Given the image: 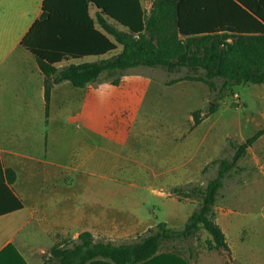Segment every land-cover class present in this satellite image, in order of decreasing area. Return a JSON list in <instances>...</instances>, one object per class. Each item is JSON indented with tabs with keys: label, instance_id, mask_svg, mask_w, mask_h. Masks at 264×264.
<instances>
[{
	"label": "crops",
	"instance_id": "obj_1",
	"mask_svg": "<svg viewBox=\"0 0 264 264\" xmlns=\"http://www.w3.org/2000/svg\"><path fill=\"white\" fill-rule=\"evenodd\" d=\"M44 1L0 0V264H46L53 248L70 246L86 232L96 243H115L96 237L95 230L101 235L107 229L101 219L105 212L83 202L88 199L85 185L90 182L91 149L106 153L108 144L128 147L134 143L140 131L149 130L140 128L144 104L162 103L172 90L185 92L188 82L170 84L162 69L164 78L159 73L127 74L117 86L97 83L81 89L65 82L52 88L47 103L46 76L37 57L22 46L43 16ZM52 5L71 8L75 1L53 0ZM89 8L90 18L96 20V9L92 4ZM63 22L68 21L54 22L56 34L69 30ZM97 60H64L56 67ZM169 120L170 116L154 133L162 135V165L168 173L172 136L186 150L190 147V157L202 145L195 137L198 128L190 133L172 129ZM9 171L15 174L13 182ZM242 194L220 192L215 207L214 220L226 237L228 251L210 248L212 237L201 230L195 238L203 234V245L178 252L162 247L142 264H264V211L239 206ZM78 228L83 232L76 237ZM60 235L65 239L62 243Z\"/></svg>",
	"mask_w": 264,
	"mask_h": 264
},
{
	"label": "trees",
	"instance_id": "obj_2",
	"mask_svg": "<svg viewBox=\"0 0 264 264\" xmlns=\"http://www.w3.org/2000/svg\"><path fill=\"white\" fill-rule=\"evenodd\" d=\"M74 1L67 8L45 0L41 20L22 42L46 76L47 103L52 88L65 82L81 89L97 83L117 86L138 68L162 69L171 76L186 69L189 74L170 84L205 85L211 97L208 118L216 113L215 103L236 88L264 85V0H154L149 14L141 0ZM89 4L96 9V20L90 18ZM56 19L68 21L63 23L69 30L56 34ZM118 47L121 52L114 54ZM85 58L98 60L56 67L64 60ZM200 114L193 115L195 126L203 121ZM262 137L264 127L241 144L231 159L218 162L216 177L203 191L193 189L202 202L182 230L159 223L137 240L120 245L96 243L86 232L70 246L53 248L46 264H142L166 243L190 241L201 230L211 235L210 248L228 251L226 237L214 220L215 207L227 176ZM7 176L10 182L16 178L12 171Z\"/></svg>",
	"mask_w": 264,
	"mask_h": 264
},
{
	"label": "rangeland",
	"instance_id": "obj_3",
	"mask_svg": "<svg viewBox=\"0 0 264 264\" xmlns=\"http://www.w3.org/2000/svg\"><path fill=\"white\" fill-rule=\"evenodd\" d=\"M153 1L141 0L146 14L151 12ZM119 52L121 48L114 54ZM154 73L164 78L161 69L138 68L128 72L129 75ZM187 74L189 72L184 69L180 74L165 78L166 81L175 80ZM185 85V92L172 90L162 103L151 106L148 101L144 104L141 110L144 123L139 126L149 130L140 131L134 143L128 147L108 144L106 153L91 149L90 182L85 185L88 199L83 202L105 212L101 219L107 223V229L101 235L95 230L97 238L116 244L132 242L146 234L149 226L159 223L182 230L184 222L202 202L193 195V189L203 191L216 177L218 162L231 159L241 144L264 127V85L244 84L236 88L233 94L215 103L216 113L209 118L206 117L211 100L210 96L206 97L208 88L192 82ZM196 112H200L203 119L200 126L194 125ZM168 116L172 129L190 133L198 128L195 137L202 140L198 154L192 153L195 156L190 157V147L186 150L179 141L174 142L172 136L170 173L162 165V135L154 134L159 130L155 128L167 123ZM184 154L187 157L182 162ZM199 164L202 166L198 167ZM176 189L181 191L176 192ZM231 191L244 193L237 201L239 206L264 211V137L249 149L225 179L221 193ZM82 232L83 229L78 228L74 234L77 237ZM202 235L187 242L166 243L163 249L178 252L203 245ZM64 240L60 235V243Z\"/></svg>",
	"mask_w": 264,
	"mask_h": 264
}]
</instances>
